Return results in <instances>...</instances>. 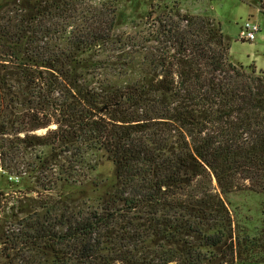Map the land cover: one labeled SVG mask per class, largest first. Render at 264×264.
I'll return each mask as SVG.
<instances>
[{
    "label": "trees",
    "instance_id": "1",
    "mask_svg": "<svg viewBox=\"0 0 264 264\" xmlns=\"http://www.w3.org/2000/svg\"><path fill=\"white\" fill-rule=\"evenodd\" d=\"M19 2H0L1 172L10 194H22L0 216V264L264 263V229L256 238L244 227L234 232L223 198L239 190L264 196V70L231 60L214 19L172 4L139 53L133 41H119L107 71L129 79L88 88L77 72L106 62L75 55L104 48L115 27L111 8ZM51 123L43 135L31 132ZM80 148L103 151L114 166L115 183L96 204L69 193ZM52 164L41 197L24 180L38 183Z\"/></svg>",
    "mask_w": 264,
    "mask_h": 264
},
{
    "label": "rangeland",
    "instance_id": "2",
    "mask_svg": "<svg viewBox=\"0 0 264 264\" xmlns=\"http://www.w3.org/2000/svg\"><path fill=\"white\" fill-rule=\"evenodd\" d=\"M4 1L14 0H0V2ZM17 1H20L19 4H21L26 0ZM98 1H101V3L97 4ZM103 4L109 6L115 15V27L111 31V38L104 44V48L103 45H101L100 48L97 45L94 47L96 50L100 49L95 52L94 56L75 55V59L81 60L87 58L94 61L103 60L106 62L103 64L102 68L91 67L88 70L90 71L89 73L85 71L77 72V74L81 73L79 82L88 88L96 87L98 85L97 81L106 77H111L112 80L119 81L120 83H124V81L128 80L132 75L123 73L117 74L118 68H113V70L109 72L107 71L111 69L110 64L115 63L118 59L117 56L121 53L119 50L122 49V45L119 41H133V47L135 51H137L136 54L139 53L141 46L144 44L147 45L146 42H143L144 39L153 38L154 22L156 18L161 15L164 6H171L172 4L177 5L181 12L207 15L214 19L215 22L219 23L222 32L230 40L229 55L231 60L244 66H252L257 72L264 70V13L261 12V5H264V0H85L84 5L99 7ZM93 20L95 19L92 18V21ZM247 20L256 22L259 25V31L251 41H242L239 39V31L243 23ZM67 36H69V34ZM67 41L68 39L66 37L60 39L58 42L59 46L63 47L66 45ZM151 43L154 44L153 41ZM1 63H3L8 70L15 67L8 62H6L7 64H4L5 62ZM107 64L109 65L105 66ZM0 69L2 68L0 67ZM50 73H52L51 70L47 71L46 74ZM12 84L18 87L19 82H12ZM23 109L24 107L19 106L14 110V116L17 117L21 114ZM10 125L12 124L7 123V131L9 132L12 131L9 128ZM55 126V124L51 123L48 128H40L31 132L37 135H43L46 133L47 129L55 128ZM69 149V151L62 154L63 157H60L59 163L63 164L65 162L64 159L67 160L69 156H71L74 150L72 147H69ZM80 149L81 154L78 157L76 156L75 171L72 173V178L70 177L69 193L78 197L81 204H96L99 198L115 183L114 166L112 162L107 159L103 151ZM20 159L21 158H19V160ZM25 160L28 161L27 158H25ZM17 167V169L15 168L16 170L11 167L10 172L18 171V169L22 167V163ZM1 169L0 158V189L6 191V196L2 197L0 194V216L2 211L6 210L5 207L9 205L10 202L14 203L15 199H17L16 197L20 198L22 195L18 191L10 194V189L12 190L13 188H6V184L4 183L5 177ZM56 169V166L52 164L44 172V179L40 176V178L37 179L38 183H35L33 182L34 179L26 178L27 180H24V184H35L36 188L40 190V196H46V192L41 191L42 189L40 186L44 184L43 181L48 180L46 178H50L51 172H55ZM213 183L215 185V182ZM25 185L22 186L23 189ZM27 195H35V193L28 192ZM223 198L234 221L232 226L233 229H235L234 232L237 231V226L244 227L245 233L248 234L249 237L254 236L256 238L259 231L264 229V196L251 190H239L227 194L223 196ZM20 215L22 217L24 214ZM0 222H4L1 217ZM241 234L242 232L240 235ZM262 243H264V241ZM260 253H264V247L261 248ZM234 264L264 263L255 260V262L236 261Z\"/></svg>",
    "mask_w": 264,
    "mask_h": 264
},
{
    "label": "built area",
    "instance_id": "3",
    "mask_svg": "<svg viewBox=\"0 0 264 264\" xmlns=\"http://www.w3.org/2000/svg\"><path fill=\"white\" fill-rule=\"evenodd\" d=\"M258 31L259 25L254 21L247 20L240 28L239 39L242 41H251ZM8 179L12 181H18V176L16 174H10Z\"/></svg>",
    "mask_w": 264,
    "mask_h": 264
}]
</instances>
